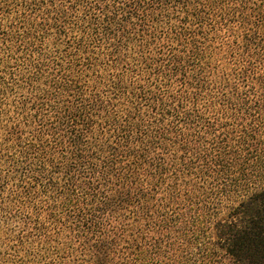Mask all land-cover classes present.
Listing matches in <instances>:
<instances>
[{"label":"trees","instance_id":"obj_1","mask_svg":"<svg viewBox=\"0 0 264 264\" xmlns=\"http://www.w3.org/2000/svg\"><path fill=\"white\" fill-rule=\"evenodd\" d=\"M0 264H264V0H0Z\"/></svg>","mask_w":264,"mask_h":264}]
</instances>
